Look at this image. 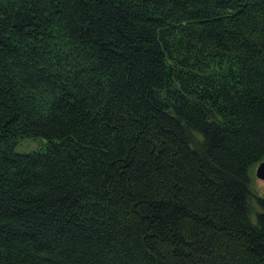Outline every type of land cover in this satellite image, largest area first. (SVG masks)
<instances>
[{"label":"trees","instance_id":"obj_1","mask_svg":"<svg viewBox=\"0 0 264 264\" xmlns=\"http://www.w3.org/2000/svg\"><path fill=\"white\" fill-rule=\"evenodd\" d=\"M263 160L264 0H0V264H264Z\"/></svg>","mask_w":264,"mask_h":264},{"label":"rangeland","instance_id":"obj_2","mask_svg":"<svg viewBox=\"0 0 264 264\" xmlns=\"http://www.w3.org/2000/svg\"><path fill=\"white\" fill-rule=\"evenodd\" d=\"M45 144V141L41 138L33 139H21L18 141L15 147V151L20 154H27L38 150ZM264 161V160H263ZM257 164L249 167L247 170L248 177V189L253 197L264 199V181L256 179L254 176V170ZM253 209L256 210L254 203L252 202Z\"/></svg>","mask_w":264,"mask_h":264},{"label":"water","instance_id":"obj_3","mask_svg":"<svg viewBox=\"0 0 264 264\" xmlns=\"http://www.w3.org/2000/svg\"><path fill=\"white\" fill-rule=\"evenodd\" d=\"M254 176L256 179L264 181V161H261L257 164L254 170Z\"/></svg>","mask_w":264,"mask_h":264}]
</instances>
